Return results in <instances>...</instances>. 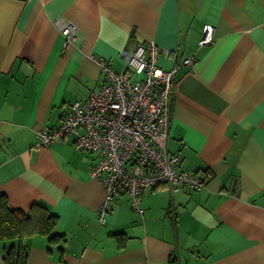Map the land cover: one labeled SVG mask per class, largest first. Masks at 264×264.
Returning a JSON list of instances; mask_svg holds the SVG:
<instances>
[{"label":"crops","instance_id":"0c3cea01","mask_svg":"<svg viewBox=\"0 0 264 264\" xmlns=\"http://www.w3.org/2000/svg\"><path fill=\"white\" fill-rule=\"evenodd\" d=\"M205 25L213 42L199 47ZM149 43L170 53L164 69L195 59L177 74L167 151L206 186L163 185L137 208L120 194L100 224L95 156L73 136L35 148L36 135L105 82L97 61L119 72L122 52ZM0 193L44 204L66 236L63 252L25 240L27 264H264V0H0Z\"/></svg>","mask_w":264,"mask_h":264},{"label":"built area","instance_id":"2783aa9c","mask_svg":"<svg viewBox=\"0 0 264 264\" xmlns=\"http://www.w3.org/2000/svg\"><path fill=\"white\" fill-rule=\"evenodd\" d=\"M60 30L65 45L76 41L72 24L62 25ZM213 36V27L203 26L199 47L212 44ZM169 55L149 43L122 52L124 66L119 72L97 61L105 82L87 99L72 104L55 129L36 135L35 148L73 136L74 149L95 156L89 173L105 192L98 210L100 224L105 223V213L120 194L129 195L137 208L145 192L163 185L172 192L205 189L204 175L181 170L180 157L167 151L177 74L181 67L195 63L194 58L177 61L175 56L173 66L164 69L158 60Z\"/></svg>","mask_w":264,"mask_h":264},{"label":"trees","instance_id":"16d2710c","mask_svg":"<svg viewBox=\"0 0 264 264\" xmlns=\"http://www.w3.org/2000/svg\"><path fill=\"white\" fill-rule=\"evenodd\" d=\"M181 191L188 190L180 189L177 192ZM34 236L46 239L48 251L57 247V250L63 252V245L67 241L66 236L57 229V216L47 206L37 203L27 211L14 208L8 198L0 193V247L3 264H27L24 242ZM114 236L119 241L124 240L123 233Z\"/></svg>","mask_w":264,"mask_h":264}]
</instances>
